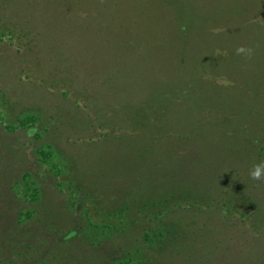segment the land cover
I'll use <instances>...</instances> for the list:
<instances>
[{
  "label": "rangeland",
  "instance_id": "374dc122",
  "mask_svg": "<svg viewBox=\"0 0 264 264\" xmlns=\"http://www.w3.org/2000/svg\"><path fill=\"white\" fill-rule=\"evenodd\" d=\"M260 163L264 0H0V264H264Z\"/></svg>",
  "mask_w": 264,
  "mask_h": 264
},
{
  "label": "clouds",
  "instance_id": "9594fccd",
  "mask_svg": "<svg viewBox=\"0 0 264 264\" xmlns=\"http://www.w3.org/2000/svg\"><path fill=\"white\" fill-rule=\"evenodd\" d=\"M251 48H246L244 45L238 46L236 53L239 55L241 53H246L250 58L252 54ZM249 176L252 180L261 181L264 180V163L256 164L249 172Z\"/></svg>",
  "mask_w": 264,
  "mask_h": 264
}]
</instances>
